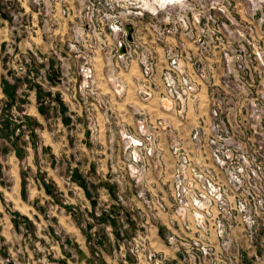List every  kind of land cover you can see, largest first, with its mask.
Returning <instances> with one entry per match:
<instances>
[{
    "label": "rangeland",
    "instance_id": "374dc122",
    "mask_svg": "<svg viewBox=\"0 0 264 264\" xmlns=\"http://www.w3.org/2000/svg\"><path fill=\"white\" fill-rule=\"evenodd\" d=\"M100 47L137 54V113L108 92L106 114H75L93 100L67 61L93 94ZM53 62L62 99L36 102L60 113L34 116ZM124 65L126 86L105 78L128 91ZM11 156L25 204L0 196L21 232L9 245L0 225V264H264V0H0L6 190Z\"/></svg>",
    "mask_w": 264,
    "mask_h": 264
},
{
    "label": "crops",
    "instance_id": "0c3cea01",
    "mask_svg": "<svg viewBox=\"0 0 264 264\" xmlns=\"http://www.w3.org/2000/svg\"><path fill=\"white\" fill-rule=\"evenodd\" d=\"M132 29V28H131ZM133 29L131 30V38L132 41H134L132 37ZM128 36V35H127ZM121 44V43H120ZM47 46V43L45 44ZM43 52V51H41ZM46 52V51H44ZM124 53H127L125 51ZM120 57V56H119ZM73 59V57L71 58ZM90 60V59H89ZM78 63L74 64L71 61H67V68H71L72 71V65L75 67L76 74L79 78L78 83L76 84V98L78 99H90L93 100L91 103L93 104L92 107H86L83 110L77 109L75 110V114L83 115V114H106V110L104 108H100L96 106L94 99L97 100V98H105V95L108 92L113 93V98L115 100H119L117 107H114V113L117 115H122V114H129L131 115L132 113H137L138 112V105H137V79H138V68H139V61L137 58V54L135 53V57H132L130 59H123V58H111V56H107L101 51L100 48H96L95 51L92 53V58L91 61H89L90 66L92 67V72H93V82H94V87L95 91L93 94L89 93L85 87L83 88L84 85V73H85V66L83 64V61H77ZM141 62V60H140ZM125 63L124 66H128L129 69V86H128V91H122L116 89V85L113 86L112 84H109V82L106 80L105 75L107 74V69H109L110 74H113V80L114 83H118L120 87L125 83H128L126 75L123 74V68H120L122 64ZM56 62L51 63V71L48 73L49 75V86H41V85H33L32 87L30 86L28 88L29 92V99L33 100V102L29 106V113L34 115V116H40L41 114H45L47 111L49 112H55V113H60L59 108L55 107H44V106H39V102H36L37 100L44 99L46 97H49L52 99V97H55L56 99L60 98V94H58V86L56 82ZM118 67V69H116ZM111 68V69H110ZM74 71V72H75ZM106 72V74H105ZM126 86V85H125ZM61 89V87H60ZM52 90L55 91V93H52ZM60 91V90H59ZM71 92L68 94L64 95V99H73L74 96H71ZM129 98V102H125L126 106L122 107L121 99H127ZM53 100V99H52ZM121 125V124H120ZM86 134L89 135V128L86 129ZM129 140H124L121 139V143L127 144ZM21 158V157H20ZM11 163H10V171L8 173V178H13L14 184L12 186L11 190H6L4 187L0 184V196H3V194L6 195L7 199L11 200L13 203L17 205V208L22 209L24 207L25 201L22 199L21 196V185H20V166H19V158L10 157L9 158ZM31 162V161H30ZM28 160V163H30ZM75 176H79V173H75ZM85 192V191H84ZM3 193V194H2ZM87 196V194L85 193ZM89 204V201H88ZM31 209L32 207H29ZM0 225H1V231H2V236L4 237V240L9 244V245H14L18 243L21 239V232H17L15 229V221L11 219L7 213H5V205L4 203L0 202ZM18 224V222L16 223Z\"/></svg>",
    "mask_w": 264,
    "mask_h": 264
},
{
    "label": "built area",
    "instance_id": "2783aa9c",
    "mask_svg": "<svg viewBox=\"0 0 264 264\" xmlns=\"http://www.w3.org/2000/svg\"><path fill=\"white\" fill-rule=\"evenodd\" d=\"M92 5H94L93 3H92ZM87 11L88 12H90V6H87ZM114 17H116V16H114ZM119 19H120V16H119ZM119 24H120V22H119ZM119 24H116V23H112L111 25H112V27H115L116 29H119L118 28V25ZM130 27H131V25H129ZM123 28H125V26L123 27ZM132 28V27H131ZM123 46V44H120V48H119V51H118V56H121V55H123V53L124 52H122L121 51V47ZM125 48V47H124Z\"/></svg>",
    "mask_w": 264,
    "mask_h": 264
},
{
    "label": "water",
    "instance_id": "95a60500",
    "mask_svg": "<svg viewBox=\"0 0 264 264\" xmlns=\"http://www.w3.org/2000/svg\"><path fill=\"white\" fill-rule=\"evenodd\" d=\"M125 28L127 29V32H128V34H127V35H128V36H127V39L130 40V41H132V38H131V30H132V29H131V27H130L129 25H127ZM121 51H122V52L125 51L124 46L121 47Z\"/></svg>",
    "mask_w": 264,
    "mask_h": 264
}]
</instances>
